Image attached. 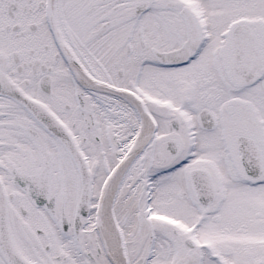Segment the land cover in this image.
<instances>
[{"label": "snow or ice", "instance_id": "6c2138e0", "mask_svg": "<svg viewBox=\"0 0 264 264\" xmlns=\"http://www.w3.org/2000/svg\"><path fill=\"white\" fill-rule=\"evenodd\" d=\"M0 264H264V0H0Z\"/></svg>", "mask_w": 264, "mask_h": 264}]
</instances>
